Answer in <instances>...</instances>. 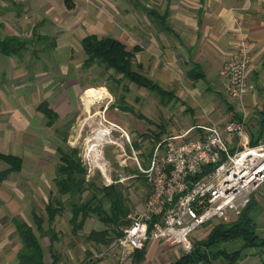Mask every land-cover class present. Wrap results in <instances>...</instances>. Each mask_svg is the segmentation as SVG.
I'll return each mask as SVG.
<instances>
[{
  "label": "crops",
  "instance_id": "1",
  "mask_svg": "<svg viewBox=\"0 0 264 264\" xmlns=\"http://www.w3.org/2000/svg\"><path fill=\"white\" fill-rule=\"evenodd\" d=\"M150 9L159 15L149 13ZM159 21L170 29L161 27ZM237 21L252 42L246 76L253 86L240 96H231L221 88L218 77L219 69L231 56ZM13 34L27 42L17 54L0 53V153L18 156L21 166L8 172L0 182V264L18 262L22 243L16 221L32 227L47 263L171 264L183 252L181 247L158 239L146 241L140 259L139 251L134 250L122 261L115 237L104 243L87 238L93 229H106L107 234L113 235L96 214L90 212L81 220L78 213L73 220V202L89 198L88 190L81 197L57 193L54 180L62 163L61 141L67 137L70 148L79 146V132L72 123L67 129L59 123L69 117L73 122V107L90 87L82 74L96 65L83 66L87 54L82 39L95 34L118 39L127 49L130 44L133 68L165 91L160 96L133 83L147 96L146 113L133 108L131 130L135 138L137 133L154 142L172 134L198 137L203 135L205 125L237 119H246L249 129L255 132L264 110V0H0V35ZM82 103L81 111L87 112ZM107 107L108 104L103 110H94L87 118L80 116L79 120L89 123L93 118L100 124L102 112L103 120L129 130V120H120L121 115L105 116ZM160 121L164 124H158ZM114 132L118 134L116 129ZM248 135L250 140L249 131ZM235 143V138L227 139L230 147ZM134 145L137 147L136 141ZM81 162L88 169L84 157ZM7 166L0 159V170ZM86 177L89 179L88 171ZM45 186L49 190L54 186L55 190L45 194ZM260 186L248 203L256 233L264 237V189ZM54 198L59 200L57 211L48 219L45 205ZM128 204L131 212L132 204ZM207 232L208 227L202 225L194 237H203ZM222 246L230 252L239 251L234 264H242L253 255L259 263L250 264L264 263V247L244 246L241 238ZM192 264L233 263L218 256Z\"/></svg>",
  "mask_w": 264,
  "mask_h": 264
},
{
  "label": "built area",
  "instance_id": "2",
  "mask_svg": "<svg viewBox=\"0 0 264 264\" xmlns=\"http://www.w3.org/2000/svg\"><path fill=\"white\" fill-rule=\"evenodd\" d=\"M234 32L233 50L219 69L218 82L228 95L240 96L253 86L246 76L252 42L239 21ZM203 129L198 137L172 134L157 140L143 166L136 158L148 190L142 209L128 213L129 223L115 237L122 261L149 239L190 251L197 228L236 217L264 183V141L249 144L244 119ZM228 138H235L233 147ZM206 166L210 169L204 171Z\"/></svg>",
  "mask_w": 264,
  "mask_h": 264
},
{
  "label": "trees",
  "instance_id": "3",
  "mask_svg": "<svg viewBox=\"0 0 264 264\" xmlns=\"http://www.w3.org/2000/svg\"><path fill=\"white\" fill-rule=\"evenodd\" d=\"M148 12L154 16L159 15L154 9H150ZM159 24L164 29H170L162 21H159ZM26 42V39L14 34L0 35V53L17 54L26 47ZM82 46L87 54V58L83 62L84 67L92 65L93 63L103 64L106 68H112L116 73L122 74L123 77L139 86L147 87L157 92L160 96L165 94V91L157 83L153 82L144 73L133 68L131 59L133 52L127 49L126 45L120 40L110 36L98 37L95 34H89L82 39ZM134 49L136 50L137 47H134ZM130 110L133 111L132 108ZM138 115L144 116L139 112ZM263 136L264 110L261 111V120L257 130L250 133L249 144L254 145L258 143ZM60 152L62 163L57 169L54 180L58 195L68 193L72 196L79 195L81 197L82 193H85L87 190L91 192L89 198L73 202L75 204L73 207L75 211L73 220L78 213H81V220H83L86 215L92 212L104 224L108 225L113 234L112 236L107 234L106 229H93L89 232L87 238L96 242L104 243L121 235V226L129 223V218L127 217L129 207L121 184L114 181L108 184H102L101 187H94L97 191L102 192V198L108 202V210L105 209L101 203L102 201H100L101 199H98L97 193L93 190L94 183L86 177L87 168L82 165L78 149H60ZM0 159L8 163L6 168L0 170L1 182L8 172L20 168L21 159L16 155L3 153H0ZM208 169H210V166H206L204 171ZM57 203H59V200L55 198L46 203L45 210L48 219L57 211L55 206ZM250 210L251 204L247 203L236 217L227 221L221 219L217 223L209 224L208 232L203 237L194 240L193 248L190 251L181 252L171 264L207 262L218 256L234 264L239 259V251H227L222 245L235 238H241L244 246H255L258 248L261 247L262 249L264 247V237L256 233V224L250 214ZM35 221L37 224L40 222L37 217H35ZM15 223L22 243L18 251V262L16 264H54V261L47 263L43 260V248L37 235L33 232L32 227L26 222L16 221ZM38 225L40 226V224ZM76 228L74 227V231H76ZM50 237L51 240L54 239L52 236ZM144 247L136 250L139 251V259L142 256Z\"/></svg>",
  "mask_w": 264,
  "mask_h": 264
},
{
  "label": "rangeland",
  "instance_id": "4",
  "mask_svg": "<svg viewBox=\"0 0 264 264\" xmlns=\"http://www.w3.org/2000/svg\"><path fill=\"white\" fill-rule=\"evenodd\" d=\"M127 46L131 48L130 44H127ZM131 59L133 61L132 54ZM95 64L96 65L93 66L95 69L91 67L89 70H84L82 77L84 82H88V86L102 87V93L99 97L92 99L88 105L87 112L83 113L81 111V100L76 102L72 112L73 122L69 117L67 120L63 118L59 124H64L65 129H67L72 123L74 130L79 132V138L76 142L79 145L78 151L82 150L80 152V156L84 157V161L89 166L87 169L89 179H91V181L94 183L93 190L97 193L98 199H101L100 201H102L101 203L103 207L108 210V202L102 198V192L97 191V189H94V187H101L102 184H108L114 182V180L117 179V181H119L121 184L123 191L125 192L127 203L130 202L132 204L130 206L131 209L139 210L141 206H143L148 187L146 180L140 173V170L137 166L136 158L143 166V164L146 163L150 151L156 141L154 142V140L146 136H142V134V137H139L140 135H137L139 133L135 134L136 138L133 136V130L131 129H133V115H135V112H130L129 110L130 108H134L136 111H144V113H146V104H144V101L146 100L145 97H147L146 92L143 89H137L133 82L123 77L122 74L116 73L112 68H106L105 66H102L103 64H99V66L97 63ZM133 66L135 67V65ZM82 98L83 94H81L80 99ZM107 104L108 111H106L105 116L108 117V115L111 113H116L119 116L121 115V117H119L120 120L121 118L124 119V122H128L129 120V130H127L123 125H119L122 128L119 129L120 127L118 128L113 124L115 122L103 120L105 117L102 115V112L100 120L102 125L101 123L98 124L97 121H94L95 119L93 118L89 119L90 124L87 123V120H79L82 118L80 116L85 115V117H88L90 114H93L94 110L98 108H102L103 110ZM156 108L158 111H160L161 105H158ZM167 109L171 108L168 107ZM173 110H176V107H174ZM158 124H164V122L160 121ZM245 124L247 132L249 131L251 133L252 131L249 129L247 125L249 123H247L246 119ZM101 126L107 128L109 133L108 135L103 136L102 139L97 140L95 133L96 130ZM114 129L118 131L117 135L115 134ZM83 136H85V140ZM145 138H147L149 141H147ZM135 141L137 143V147L134 145ZM145 141H147V143ZM262 141H264V137L262 138ZM61 145V150L70 149L67 142V137L66 141H61ZM46 174L49 176V170H46ZM51 187L52 189L49 190V186H45L44 193H52L55 189L54 186ZM258 189L259 188H257L254 192H256ZM260 189H264V183L261 184ZM88 192L90 197L91 192L89 190ZM253 193L251 195H253ZM219 220L221 219H218V221ZM218 221L214 223H217ZM204 225L205 227H209V224ZM201 236L196 234L194 239L200 238ZM241 263L250 264L259 262L258 257L253 255Z\"/></svg>",
  "mask_w": 264,
  "mask_h": 264
},
{
  "label": "bare ground",
  "instance_id": "5",
  "mask_svg": "<svg viewBox=\"0 0 264 264\" xmlns=\"http://www.w3.org/2000/svg\"><path fill=\"white\" fill-rule=\"evenodd\" d=\"M102 89H103L102 87L90 86L84 90L83 98H82V101H83L82 105L84 106V110L87 111L88 105L92 101L93 98L100 96V94L103 91ZM108 133H109V130L101 126L96 130L95 137L97 140H100L103 138V136L108 135ZM94 144H97V143H94Z\"/></svg>",
  "mask_w": 264,
  "mask_h": 264
}]
</instances>
